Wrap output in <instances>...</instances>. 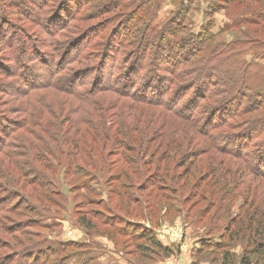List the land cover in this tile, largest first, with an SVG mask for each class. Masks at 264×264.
<instances>
[{"label":"rangeland","instance_id":"obj_1","mask_svg":"<svg viewBox=\"0 0 264 264\" xmlns=\"http://www.w3.org/2000/svg\"><path fill=\"white\" fill-rule=\"evenodd\" d=\"M254 2L0 0V129L4 147L8 146L4 154L0 152V264L10 258L14 259L12 264L30 263L24 254L36 250L48 258L46 261L37 254L35 264H86V259H92V264H223L227 253L236 263L240 261L247 242L230 241L229 248L221 249L223 226L264 211V19L258 14L264 5ZM242 17H248L249 24L244 21L243 26L236 25ZM252 20L261 22L251 26ZM75 36L76 46L58 56L59 44ZM191 37L201 43L198 52L194 45L187 46L188 39L183 40ZM236 40L240 44L230 46ZM252 41L259 42L260 47ZM171 42L182 45L173 50L185 60L182 66H168L177 69L182 81L157 68L163 65L167 47L173 49ZM221 42H227L226 48L220 49L225 54L218 53L219 59L209 64L212 69H204L203 61L213 53L210 49ZM233 50L238 65L233 70H215L214 66L234 58ZM55 55L59 66L55 63L53 69L58 76L51 77L52 66L47 68L46 61ZM153 56L159 60L154 61ZM188 58L193 62H187ZM77 59L80 62H75ZM97 59L102 65L101 75L108 71L112 76L114 85L110 87L119 88L132 80L138 88L155 65L168 88L194 83L193 89L201 93L193 100V115L190 111L185 115H192L208 137L197 134L187 123L161 116L160 109L135 105L114 93L97 96L85 110L80 128L87 137L81 145L91 144L97 154L105 141L99 135L107 133L106 129L115 133V126L104 123L103 130L99 126L111 103H118V112H132L127 116L130 121L125 122L132 140L118 138V145L108 144L103 151L109 155L107 164L113 172L125 166L120 156L138 166L149 164L150 155L162 143L155 140L157 137L166 135L163 141L168 142L170 131L180 129L181 136L186 130L181 138L185 148L191 142L189 149L196 150L190 154L195 162L180 164L185 166L175 170L181 177L177 182L171 180V174L153 192L148 190L152 192L150 199L147 193H138L136 185L122 191L120 184H130L128 179L108 184L99 176L95 182L89 180L85 189L78 176L89 169L74 164V168L66 167L69 145L64 141L72 134L67 131L70 111L67 104L59 108L58 99L68 98L64 99L61 91L44 87L60 79L58 89L62 90L63 79L70 75L79 74L81 80L87 71L97 73V64L91 63ZM222 78L230 81L229 85ZM141 90L145 94L146 90ZM217 107L221 111L215 124L221 123L222 129H208L203 116ZM116 190L131 194L132 203H119L116 196L111 204L106 203L109 192ZM100 201L104 204L99 205ZM148 204L150 214L144 213ZM86 213L94 217H82ZM83 218L93 221L94 228L84 227L79 222ZM111 224L115 233L123 231L130 236L119 238L118 247L108 238ZM144 228L149 232L153 229L160 248L151 242L139 246L138 236ZM250 233L246 230L241 235Z\"/></svg>","mask_w":264,"mask_h":264},{"label":"trees","instance_id":"obj_2","mask_svg":"<svg viewBox=\"0 0 264 264\" xmlns=\"http://www.w3.org/2000/svg\"><path fill=\"white\" fill-rule=\"evenodd\" d=\"M254 3L255 4L262 3L264 5V0H255ZM258 14L262 15L260 17L261 19H264V11L263 12L260 11V13ZM247 18L248 17L246 18L242 17L241 18L242 20L239 23L237 22L236 25L239 24L240 26H243V24L247 21ZM252 21L253 22L251 23V26H257L258 23L261 22V21L257 22L254 20ZM247 24H249L248 21H247ZM233 27L236 28V26L234 25ZM227 31L228 29L224 32H227ZM76 37L77 36L73 37L72 39H70L68 42L64 44L63 43L59 44L61 50L60 51L58 50V53H57L58 56L60 54L68 53L69 50L71 49V46H76L75 43H73ZM176 38L178 37L176 36ZM163 39L164 38H161V41H163ZM186 39H188V41L190 42V45H187V46H189L190 48L194 45L195 46L194 50L197 49V52H198L201 46V43L198 40V38L191 37V38H185L183 40H186ZM237 41L238 40H236L235 42H232L230 46L239 45L240 43H236ZM225 43L227 42L217 43L218 45L210 49L213 52L212 55H210L211 58L207 59L206 61L201 60L203 61V63L205 62L204 64L202 63L205 66L204 69H210L211 67L209 64L215 63L212 61L213 60L217 61L219 59L220 56L217 57L218 53L225 54L224 50L223 51L220 50L222 47L226 48ZM252 44H254L256 48L260 47L259 42L252 41ZM171 46H173V49H171L172 47H170V49L169 47H167L166 50L168 51L164 55V58L161 59V62L163 64L162 67L157 65L158 66L157 68L162 70V72L164 71V72H167L168 74H172L173 79H175L176 81H182L180 74L177 73V69H174V71L170 69V67L180 68L183 64V61H185V60L182 61L181 56L173 52L175 47H182V45H179V43H176V42H171ZM233 51L234 53L232 56H234V58L232 59L228 58L224 64L220 63L219 66H214V68H216L215 70H218L220 68L223 69V67L227 68L228 70H231V69L233 70L235 66L238 65L235 59L236 56H238V55H235V53L237 52H235V50ZM201 52L202 50H200V53ZM200 53L197 54V56L200 55ZM97 54H98L97 57H100L101 53H97ZM153 58H154V61L159 60L158 57L153 56ZM50 59L51 60L49 61L47 60L46 62H47V68L51 69V66H52L51 77L58 76V75H55L56 73L54 72L53 66L55 63L59 66V61L56 60L57 59L56 55L54 58L50 57ZM98 60L99 59H97L96 61H91V63L93 62L92 65L97 64L98 66L97 73L92 74L93 73L92 71H87L86 78L85 79L82 78L81 80L78 77L79 74L72 75V76L70 75L67 78L63 79V82L61 83L63 85L62 90L58 89L59 88L58 86L60 85L59 84L60 79H56L55 83H50L48 85H45L44 87L47 89L61 91L60 95H62L64 99L66 97L69 99L65 101L58 99V104L59 103L61 104V105H58V107L63 108L64 105L67 104L66 107H68L70 111L68 115L70 119L68 121L69 125H68L67 131L68 132L71 131L72 134L70 138H68L65 141L63 138L65 145L67 146L69 145V151H67V153L65 154V157L67 160L66 167L74 168L72 167L74 164L77 167H80L82 169H86V170L89 169L86 172H81L83 174L78 176L80 180V181L78 180L79 183L82 182V185H84L85 189L89 188V184H90V182H88L89 180L91 182H95L94 180H97L99 176H101V178L105 177L107 179L108 184H112V183L120 184L123 179H128L131 181L130 184L128 183H125L124 185L120 184L122 191L126 189V186L133 188L136 185L137 192L147 193L148 194L147 199H150L151 193L156 189L158 183L162 185L165 181H168L167 179L170 177L171 174H172L171 180L172 181L175 180L177 182L181 177L180 175H177L178 173L177 174L175 173V170L183 168L186 162H191L190 164L195 162V160L192 161V159H195V156L191 157L190 154L191 155L196 154L195 153L196 150L189 149L191 142L189 143L188 147L185 148L184 139L181 138L185 136L183 133L186 130L183 131L181 136H179V132H182L180 129H175V130L170 131L169 133L171 135H169L168 142L163 141L167 137L166 135H162L161 137L155 136L157 137V139L155 140L162 141V143L150 155L149 164L145 163V165L141 164L138 166V163H136L134 160H131L124 156H120L121 160H123V162L125 163L124 164L125 166H123V168L118 169L117 172H113L114 168L110 165V163L109 165L107 164L109 155L105 156L103 154V151L106 150V148L108 147V144H110L111 147L118 145V142H119L118 138L132 140L130 132H128V129L125 126V122L127 123L128 121H130V119H127V116L128 115L132 116L131 114L132 112L131 113L118 112V110L120 109V106L118 105V103L116 101L111 103V107L109 108L110 109L109 113L105 114L104 112L103 122L99 126L101 130L105 128V124L106 125L108 124L109 126L111 125L115 126V133L114 134L110 132L108 133L109 129H106L107 133H102L99 135L101 136V139L105 141L101 143V151H99L97 154L95 152L96 149L91 147L92 146L91 144H88L85 146L81 145L85 139L84 137H87V133L83 131L82 128H80L81 124H83V118L86 113L85 110L92 104V100H95L97 96L102 95L103 93H114V94H117L123 100L124 99L129 100L135 105L147 106V107L160 109L162 110L160 111L161 116H171L178 122L180 121L183 124L187 123L188 125H191V127H193L192 129H194L197 134L199 135L201 134L204 137L205 136L208 137L209 135H206L204 130H200L199 123L196 122L195 119L192 117L193 112H195V108H196L193 106V103H194L193 100L200 98L201 93H198L195 91V89H193L196 86L194 83H192V85L190 86L185 85L175 90L172 88V85H170L171 87L168 88V86L165 83L164 78L161 75V71H158L155 65L153 66V69H151V72L148 74V76L143 78L145 79V81H143L140 87L138 88H136L137 86L136 83L135 84L131 83L132 80L131 82L129 81L126 85H122L119 88H116L114 86L110 87V85H114L112 76L108 75L109 73L108 71H106L105 75H101L102 65L100 62L98 63ZM186 61L191 62V63L193 62L191 61L190 58L186 59ZM201 61H198V63L200 64ZM75 62H80V59L79 60L77 59ZM193 64H197V61H195ZM204 69L203 71H205ZM90 75H91V78L88 79V76ZM154 76H155V79H153ZM200 76L201 74L198 77ZM190 78H191L190 80H192V76ZM221 80L225 81L224 78H222ZM133 81L135 82L136 79L134 78ZM225 83H228L229 85L230 81L227 80L225 81ZM65 85H66V88H65ZM141 89L146 90L145 94L142 92ZM232 90L233 88H231V92ZM231 92L230 94L232 95ZM192 94L195 96V98L192 96ZM55 100L57 101V99ZM30 104H31L30 102L28 101L26 102L27 106H29ZM111 110H113L114 112L110 113ZM219 111L221 110L218 109V107L210 108L208 110V114L203 116L204 123L207 121L208 129H215V128L222 129L221 123H219L218 126H216L215 124L217 114L219 113ZM188 112L190 114L192 113L191 117H189V115L187 114L185 115V113H188ZM165 122H166L165 126L168 127L169 123L167 121ZM85 123L87 122H84V125L88 128V131H89L90 126L86 125ZM225 125L226 124H224L223 127ZM173 126L175 127V125L171 124V128H173ZM1 129H0V152L4 154V150L8 146L4 147V143L1 138H5V137L1 133ZM208 139L210 140V138ZM242 142L244 143L245 141H242ZM164 146L166 148L165 151H163ZM160 152L162 153L160 154ZM138 153L142 155L143 152L139 151ZM158 154L159 156H157ZM144 155L148 156L149 152L145 151ZM155 160H157L156 163H155ZM260 161H261V158H260ZM184 162L185 164L182 165V167H180V164H183ZM206 163H209V161ZM261 167L264 168V160L261 161ZM145 168H147V171H145ZM153 169L155 170V173L151 175L149 172L152 171ZM93 173L95 174V176L92 175ZM96 173H99V175H97ZM250 174L252 173L250 172ZM142 178L145 180H143L142 183L137 185V182L141 180ZM85 182H88V184H86ZM150 189H152V192L148 193V190ZM116 191L117 192L115 191L109 192L108 202L106 203L111 204L115 196L119 197V203L123 201L124 203L127 204V206H129L134 200L133 199L134 197H132L131 194L123 193L120 190H116ZM122 195L124 196V199ZM120 198H121V201H120ZM92 204L94 205L95 203L92 202ZM103 204L104 202L100 201L99 205H103ZM110 210H112V208ZM148 212L149 214L151 213L149 204L146 205L144 208V213H148ZM77 216L79 217L78 211H77ZM89 216L94 217L93 213H86V215L82 217H89ZM79 222L84 224V227H87V229H91L92 227L94 228L92 224L93 221H91L88 218L80 219ZM143 225L145 224L143 223ZM109 227L112 230V232L109 233L108 238L115 242L113 243L115 244L116 247H118L119 238H121L122 240L123 237H128V238L130 237L128 234L124 233L123 231L122 233L120 231L115 233L113 231L114 228L112 227V224ZM145 229L148 230L147 228L142 229L143 232L141 233V235L138 236L141 239L139 240L140 242L139 246L143 248V246H147L146 244L147 242H151L153 246L160 248V245H159L160 243L158 242L153 229L152 230L150 229L151 230L150 232L146 231ZM223 230L225 231H224V238H222L223 241L221 240V244H222L221 249L229 248L228 246L231 244L230 241L234 242L238 240H246L247 242V247L244 249V254L238 263L235 262V259H234L235 257L233 255H230V253H227L223 257V264H264V211L261 213H259V211H255L254 213H252L251 217H247L246 215V217H241L240 219H237L235 221L232 220L231 223H227L226 225L223 226ZM246 230H249L251 233L249 235H245V234L241 235V232H245ZM37 254H40L41 258H44L47 261L48 255L45 256L41 254L38 250H36L32 253L24 254V259L26 260V262L28 261L30 262L26 264H35ZM167 254L169 255L170 252H167ZM254 259H258V260L254 262L253 261ZM13 262H14V259L10 258V259H7L4 262V264H12ZM85 262L86 264H92L93 260L86 259Z\"/></svg>","mask_w":264,"mask_h":264}]
</instances>
